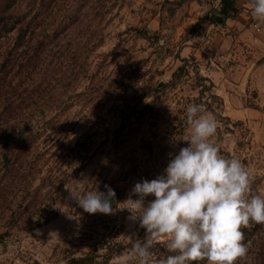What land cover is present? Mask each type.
<instances>
[{
    "label": "rangeland",
    "instance_id": "rangeland-1",
    "mask_svg": "<svg viewBox=\"0 0 264 264\" xmlns=\"http://www.w3.org/2000/svg\"><path fill=\"white\" fill-rule=\"evenodd\" d=\"M17 4L19 24L40 25L19 47L16 29L0 40V264H125L128 236L144 230L119 201L187 144L190 103L215 115L212 141L264 196V21L222 0ZM74 184L109 185L115 211L85 212ZM250 223L235 264H264V225Z\"/></svg>",
    "mask_w": 264,
    "mask_h": 264
},
{
    "label": "clouds",
    "instance_id": "clouds-1",
    "mask_svg": "<svg viewBox=\"0 0 264 264\" xmlns=\"http://www.w3.org/2000/svg\"><path fill=\"white\" fill-rule=\"evenodd\" d=\"M249 4L252 17L264 21V0ZM184 112L189 132L182 139L187 144L168 154L160 173L142 177L119 201L128 220L144 230L143 237L128 236L125 264H235L248 251L242 228L264 223V196L253 192L249 172L212 141L215 115L203 103H190ZM67 189L87 213L115 211V190L107 184L104 190H81L75 184ZM162 243L166 255L159 254Z\"/></svg>",
    "mask_w": 264,
    "mask_h": 264
},
{
    "label": "trees",
    "instance_id": "trees-1",
    "mask_svg": "<svg viewBox=\"0 0 264 264\" xmlns=\"http://www.w3.org/2000/svg\"><path fill=\"white\" fill-rule=\"evenodd\" d=\"M17 1L18 0H13V2H8L0 14V40L3 36L8 34L12 29H16V30H18L17 39L18 40L20 39V41L17 43L16 47H19V46H21V43H22L21 40L25 37L28 30L30 29V33L34 32L37 29L36 27H38L40 25V23L37 21L36 24H34V26L32 28H30V26H29L30 22H27V25H25L24 27L21 24H19L20 21H23L25 19V15L15 16L12 13V9H15V7L18 6ZM231 4H232V2H231ZM34 18L35 17H33L31 19V21H33ZM10 62H8L6 64V69L8 70V73L10 72V68H16V71H18V72H22L20 69H22V70L24 69L22 63H20V66L18 65V67L17 66L15 67L13 65L8 66V64ZM251 225L253 227L252 231H255V230H259V227L263 226L264 223H253ZM242 230L244 231V234H245L244 243H246L248 241V238L251 236H250V234H246V227H243ZM89 263L97 264L95 257H93L92 255H86L85 257H71L66 262V264H89ZM98 264H115V263H110V261L108 259V260H104L102 263H98Z\"/></svg>",
    "mask_w": 264,
    "mask_h": 264
},
{
    "label": "crops",
    "instance_id": "crops-1",
    "mask_svg": "<svg viewBox=\"0 0 264 264\" xmlns=\"http://www.w3.org/2000/svg\"><path fill=\"white\" fill-rule=\"evenodd\" d=\"M226 1H228V3L232 2L234 10H239V12L242 13L246 11V16H249V14H251L249 0H222L223 3H226ZM254 24L258 25V23Z\"/></svg>",
    "mask_w": 264,
    "mask_h": 264
},
{
    "label": "built area",
    "instance_id": "built-area-1",
    "mask_svg": "<svg viewBox=\"0 0 264 264\" xmlns=\"http://www.w3.org/2000/svg\"><path fill=\"white\" fill-rule=\"evenodd\" d=\"M253 27L256 29L258 27V25L257 24H254Z\"/></svg>",
    "mask_w": 264,
    "mask_h": 264
}]
</instances>
